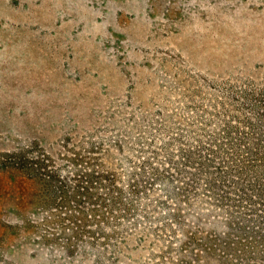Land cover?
Segmentation results:
<instances>
[{"label": "rangeland", "instance_id": "obj_1", "mask_svg": "<svg viewBox=\"0 0 264 264\" xmlns=\"http://www.w3.org/2000/svg\"><path fill=\"white\" fill-rule=\"evenodd\" d=\"M262 115L264 0H0V264H264L261 244L238 258L237 228L258 223L229 219L204 177L175 197L169 163ZM42 154L69 193L110 176L135 212L74 239L80 216L29 168Z\"/></svg>", "mask_w": 264, "mask_h": 264}, {"label": "trees", "instance_id": "obj_2", "mask_svg": "<svg viewBox=\"0 0 264 264\" xmlns=\"http://www.w3.org/2000/svg\"><path fill=\"white\" fill-rule=\"evenodd\" d=\"M257 119L262 124L261 127L250 122H245L246 125L244 126H246L247 132L237 133L239 138L242 137L240 141H216L211 139L204 146H201V144L189 145L187 149H179L180 162H169L173 166L174 172H176L175 181L179 183V187L174 190L175 193L173 192L175 197L186 198L189 192L192 191L196 197L197 191H195V187L199 186V181L204 177L202 182L205 188L204 192L211 194L209 198L211 197L216 203L225 207L226 211H228L227 208L232 210L230 214L227 213L229 219L234 221L239 219L240 221L244 218L243 216H247L246 219L248 220L243 219L247 223L251 220L253 223H258L255 225V228L259 231L252 228L254 231L249 230V235H246L244 228H237L245 236L238 238L236 242V244L243 246L240 249L238 258L242 257L244 259H248L247 252L250 253V250L255 249L259 244L264 247V116H259ZM224 135L227 139L230 133L224 130ZM171 160L172 158L170 157L169 161ZM47 164L51 165L52 160L47 155L42 154L29 163V168L31 172L35 171L39 177L43 178L46 187L49 189V193L55 198L56 196L59 198V203L57 204L59 209H74V212L80 216L79 218L72 215L68 216L67 219L77 230L74 232V239L79 237L81 238L80 240L87 238L96 241L101 238L95 235L102 230L98 227L109 224V220L104 216L108 215L109 217L111 215L113 220H117V224L122 225L120 223L122 219L129 218L135 212L131 211L130 204L122 203L121 192L114 186L113 177L105 176L103 178L100 176L99 178H95L99 179V181L96 180L95 182L88 180L85 182L84 187L75 184L73 190L69 193L65 188V181H58L54 171H46ZM100 182H108L109 186L101 187ZM110 184L113 187L112 189L110 188ZM141 185L143 189H147L148 186L150 187L149 183ZM134 186L130 185V193L135 195L137 190ZM99 188L104 190L105 196L99 195L90 199L92 190H98ZM113 190L118 192L116 197L113 195ZM71 201L76 203L74 208L69 204ZM81 201H86L90 205L88 207L90 211L89 219L84 216V206L80 207ZM242 202L245 206H241V209L244 208L245 212L239 213L234 209L239 207ZM156 203L161 205L166 204L165 201L161 202L159 200H156ZM152 210L154 209L152 208ZM260 213L263 216H260ZM254 217L260 219L256 221ZM73 219L75 221L78 220V225ZM196 220L199 221L200 218L196 217ZM61 223L62 220L58 222V225L61 229H64ZM93 225L97 230L89 229ZM254 235L255 238L253 239ZM189 239L192 240L191 237ZM70 245V243H67V248ZM204 245L207 246L203 247L201 245L203 247L201 249L202 252L208 254L207 252L214 251L212 245H208L207 243ZM229 247V244H223L222 249H224V252L222 251L221 258L226 254L225 249H229Z\"/></svg>", "mask_w": 264, "mask_h": 264}]
</instances>
